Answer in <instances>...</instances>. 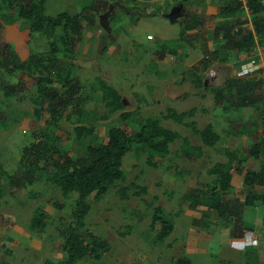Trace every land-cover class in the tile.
<instances>
[{
    "label": "rangeland",
    "instance_id": "1",
    "mask_svg": "<svg viewBox=\"0 0 264 264\" xmlns=\"http://www.w3.org/2000/svg\"><path fill=\"white\" fill-rule=\"evenodd\" d=\"M92 1L46 0L45 12L51 16L62 11L75 14ZM105 1L113 7L109 32L99 26V15L107 9L86 10L73 52L64 59L73 66L70 75L80 84L77 96L82 102L70 101L63 110L58 128H47L46 132L56 137L55 143L48 140L49 145L56 144L58 153L81 161L84 146L105 142L111 126H121L128 133L138 130L133 119L121 121L118 112L106 120L98 118L106 109L100 101V91L91 89L97 77L119 91L125 110L137 108L139 117L158 118L163 127L176 131L180 137L169 145V152L164 156L152 154L144 144L134 143L122 161L124 180L110 186L99 200L92 196L84 198L86 227L96 235L98 242H102V246H96L93 254L77 264H180L181 258L188 253L186 233L192 225L190 200H187L191 186H200L212 179L206 170L216 162H227L225 150L237 151L246 158V165L253 164V159L246 157L250 138L243 135L242 139L235 137L230 140L226 135L227 118L234 116L232 122L242 125L245 133L247 127H254L258 132L257 142L264 131V113L258 117L259 109L264 108L261 89L250 92L247 98L236 97L235 109L228 113L225 110L230 106L228 95L224 93L220 104L218 101L222 97L215 95V91L222 90L227 80L232 78L233 71L245 63L255 45L250 46L247 53L235 49L227 54L221 51V57L228 59L229 56L230 65H226L227 59L211 63L202 75L204 88H195L189 74H185L188 66L184 62L189 54L180 52L190 39L180 32L189 15L195 14L199 7L209 14L214 12L208 14L200 28L201 36H207L209 42H203L205 45L193 53L187 48L193 54L192 58L200 59L201 63L211 48L222 45L220 34L213 28L225 20H232L231 27L247 22V14L251 18V13L240 7L238 0H211L210 3L208 0H183L184 14L172 23L163 14L182 0ZM10 13L15 16L14 11ZM257 24L261 34L256 42L258 47H264V22L258 21ZM22 30L20 21L8 22L0 18V47L9 46L21 60L30 53L48 51L49 42L53 39L49 32L34 31L28 39H23ZM148 35L152 39H148ZM179 35L182 38L178 40ZM72 36L76 38V34L72 33ZM26 40L28 49L24 46ZM61 55L62 52L58 54L59 57ZM183 74L185 80H182ZM2 77L16 86L7 96L0 89V264H62L66 252L62 249L60 231L71 223V211L78 196L72 193L64 197L51 179L55 171L53 160L60 161L62 156L55 153L44 163L38 160L31 164L33 157L23 155V148L35 139L34 134L43 132L50 117V101L43 100L38 91L43 85L37 84V80L46 78L50 83L46 82L44 86L59 91L58 81L55 74L45 70L35 76L17 71L2 72ZM242 78L243 81L250 80L245 75ZM246 102L254 105H246ZM74 104L77 106L73 107ZM167 107L177 112L195 108L193 117H186L184 121H194L198 130L211 124L219 135L217 143L212 147L206 146L191 127L165 119L163 115ZM84 111L88 113L84 114ZM76 126L92 127L93 134H84L80 142L75 137ZM183 137L188 139V144L183 143ZM196 147L201 149L200 154ZM10 176L21 181L22 185L11 182ZM131 183L145 186L146 192L136 196L131 188L128 189V198L122 199L118 188ZM7 184H10L9 192L3 191ZM214 189L212 187L211 191ZM213 192L218 195V190ZM191 202L196 203V200ZM156 206L162 208L160 218L172 225V230L164 238L157 237L160 221L152 225L153 208ZM36 208L44 210L49 217L37 235L29 229ZM233 239L235 237L230 238L229 246L237 251L244 249L240 243L232 242ZM246 252L250 253L246 258L258 264L252 251ZM189 255L190 259L195 255L198 260L199 254ZM203 260L205 264H221L216 255H205ZM248 262L251 261L248 259Z\"/></svg>",
    "mask_w": 264,
    "mask_h": 264
},
{
    "label": "trees",
    "instance_id": "2",
    "mask_svg": "<svg viewBox=\"0 0 264 264\" xmlns=\"http://www.w3.org/2000/svg\"><path fill=\"white\" fill-rule=\"evenodd\" d=\"M46 0H0V18L2 20L13 22L20 21L22 38L28 39L32 32H49L53 39L49 42V49L46 53H30V55L21 60L18 54L13 51L9 46L4 45L0 47V89L3 90L4 95L11 94L16 84L9 82L2 77V72L13 73L15 71L22 72L29 76L38 75L42 71H47L56 75L60 90H50V86H44L50 80L46 78H39L37 84L43 85L41 92L43 100L50 101V117L47 120V125L43 132L34 134L35 139L23 148V155L33 157L31 164H36L38 160L42 163L48 161L55 153L62 156V160L54 161L55 171L51 179L59 187L62 195L68 197L70 194L75 193L78 199L75 201L73 210L71 211L72 221L65 228L61 229L60 235L63 239L62 249L66 252V257L62 264H77L86 256L95 252V247H101L102 242H98L96 235L88 230L85 224V215L87 213V206L84 198L92 196L94 200L101 199L110 186H113L118 181L124 180V174L121 169L124 156L130 151L134 143L144 144L152 154L164 156L169 152V145L173 143L180 134L174 130L163 127L160 119L155 117H139L138 109L132 111L125 110L121 94L117 89L109 85L102 78H96V82L91 84L92 90L100 91V101H102L105 112L98 116L99 119L106 120L113 113L118 112V118L121 121L133 119L138 125V130L134 133H128L124 128L118 125L111 126L107 131V139L98 145L87 144L83 149V158L81 161L72 160L69 156L58 153L57 145H49L48 140L55 143V136L47 133V128H58V122L63 115L64 108L70 104V101L75 100L76 104H80L82 100L77 96L80 90L78 80L70 75L72 64L65 60L69 58V54L73 52V46L76 43L77 35L81 33V22L83 13L88 9H96L103 7L108 9V3L105 0H93L89 5L82 8L81 11L75 14H69L66 11L57 13L54 16L48 15L45 12ZM247 8L251 13V22L254 31H239L236 34L231 33V21H223L214 30L222 34L224 43L221 45L220 50H211V52L202 58L200 69L195 72L191 68L185 70V74H189L190 81L195 88H204L203 74L208 69L209 65L215 61H225L226 56H220L221 51L228 53L231 50L245 51L254 46L256 39L260 37V25L258 21L264 22V3L260 0H246ZM179 3L183 4V0ZM6 5V6H5ZM239 5L240 2H239ZM3 6V8H2ZM241 7V6H240ZM15 12V16L10 13ZM130 12V10H129ZM201 18L195 15H189L183 24V35L185 29H190L198 25ZM110 22V19H109ZM100 26V25H99ZM106 32V31H105ZM76 34V38L72 36ZM177 38L178 40L180 36ZM171 43H174L171 42ZM24 46L28 49L27 40ZM62 52L61 57L58 56ZM182 80H185L183 74ZM261 89L260 81L247 80L240 81L235 78L228 79L222 90L215 91L219 97H222L218 103L224 100V93L229 98H233L239 94L240 97L247 98L250 92H255ZM235 94V95H234ZM76 104L73 105L77 106ZM246 105L250 102H246ZM79 110V107H77ZM81 111V110H80ZM87 114L88 111H84ZM195 108H190L186 111L177 112L174 108L167 107L163 115L165 119H171L175 123L184 124L192 128L193 132L197 134L202 143L206 146L212 147L219 140L218 133L214 130L211 124H207L203 129L198 130L194 121L186 123V117H193ZM264 108L259 109L258 117L263 115ZM75 137L81 142L82 136L92 135V127L76 126L74 128ZM183 143L188 144V139L183 137ZM197 153L200 154L201 149L195 148ZM227 162H216L208 170L207 174L214 176L212 184L207 190H199L192 188L188 199L189 205L192 207L203 199H210L211 206L219 217L226 218L228 214H240L243 207L252 203L254 200H259L264 203V190L262 193H257L254 189L255 186L264 187V167L259 170L247 169L244 173L242 183L247 192L244 201L241 203L237 200H225L223 194L231 188V180L233 172L231 170V162L237 159V153L231 150H225ZM247 155L253 159L264 158V140L254 142L249 146ZM22 160V159H21ZM240 161V160H239ZM236 166L235 169H237ZM11 182H17V185H22V182L10 176ZM11 184V183H10ZM10 184L5 185V192H9ZM213 191L218 190L214 195ZM133 188L132 194L139 196L146 192L145 186L137 184H130L129 186H120L118 193L122 199L128 198V189ZM213 192V193H212ZM212 196H216L213 198ZM196 200V203L191 201ZM162 208L156 206L153 208L152 225L160 221V229L157 233L158 238L166 237L172 230V225L160 218ZM48 214L41 208L34 209L30 222L29 229L34 234H39L40 230L44 227ZM187 260L181 258L180 264H186Z\"/></svg>",
    "mask_w": 264,
    "mask_h": 264
},
{
    "label": "crops",
    "instance_id": "3",
    "mask_svg": "<svg viewBox=\"0 0 264 264\" xmlns=\"http://www.w3.org/2000/svg\"><path fill=\"white\" fill-rule=\"evenodd\" d=\"M209 3L211 0H208ZM264 1V0H263ZM245 12V11H244ZM214 12L212 11L210 14L212 15ZM208 14L206 10H202L200 7L195 11L196 17L201 18V23L196 25L193 28L185 29L183 35H187L189 43L187 46L180 49V52H186L189 54L188 57L185 58V64L188 66L187 68L193 69L195 72H198L200 69L201 63L199 62L200 59L196 60L192 58L193 52L196 49H199L202 45H205L206 42H209V38L207 36H201V25L204 24V19L208 18ZM209 14V15H210ZM252 16V15H251ZM248 19L249 14H247ZM215 29V27L213 28ZM220 38L222 39V44L224 40L222 38V34H220ZM206 40V41H205ZM257 42L254 46V51L248 55L247 60L245 63L257 53ZM212 47V46H211ZM221 45L218 47L214 46L211 50H220ZM189 48L192 50V53L187 50ZM243 53H247L243 51ZM254 54V55H253ZM200 58V57H199ZM229 59V56H228ZM225 61L226 65L229 66L231 61ZM198 61V62H196ZM217 60L213 61L214 64ZM261 62V59H260ZM245 63L238 66L233 71L232 78L237 80L243 81L242 78L245 75L244 66ZM229 78V79H232ZM204 82V79H203ZM205 83V82H204ZM235 95V94H234ZM236 97H240L239 94L235 95L233 98H230L229 104L225 110L227 113L229 110L235 109L236 103L238 102ZM227 100V99H226ZM228 101V100H227ZM230 107V108H229ZM234 116H230L227 118V131L226 135L230 137V140L235 139V137L248 136L250 141L258 140V132H255L254 127L249 128L247 127L248 131L245 133L244 129H242V125H236L234 120ZM257 120V118H256ZM251 125V124H250ZM246 128V127H245ZM264 130V129H263ZM260 140H264V131L260 136ZM259 137V138H260ZM252 139V140H251ZM247 142V141H246ZM249 142V141H248ZM250 142V144H252ZM249 144V146H250ZM240 143L237 142V146L239 147ZM249 149V147H248ZM237 153V151H235ZM248 152V150H247ZM247 155V153H246ZM243 157V160L241 159ZM247 158H251L248 155ZM253 159V158H251ZM239 160L240 161L239 163ZM246 158L242 156L239 152L237 153V159L231 162V170L233 172L232 180H231V188L223 194L225 200L234 201L237 200L239 202L244 201L245 194L247 192L246 188L244 187L242 180L244 173L247 169L251 170H259L261 167H264V158L262 159H253V164L251 166L246 165L245 163ZM240 166L236 168V166ZM212 179L208 183H202L199 185H193L192 188L199 189V190H206L209 186L212 185ZM204 185V186H203ZM250 189H254L257 193H262L264 190L263 186H255ZM212 201L210 199H203L199 203H196L191 207L192 217L190 228L187 229V238H188V253H185L183 257L187 260L186 264H205L203 257L205 255H216L219 257L221 264H253L251 258H246L247 253L246 251H252V254L255 255V261L260 264H264V203L259 200H254L252 203L247 204L243 207L240 214H228L226 218L219 217L217 213L213 210L211 206ZM189 230V232H188ZM231 237L238 238L243 243V248L241 251H237V249L232 248L229 246V240ZM190 253L199 254L198 260L196 259L195 255L190 259ZM187 257V258H186ZM248 259L251 262H248ZM203 260V261H202Z\"/></svg>",
    "mask_w": 264,
    "mask_h": 264
},
{
    "label": "built area",
    "instance_id": "4",
    "mask_svg": "<svg viewBox=\"0 0 264 264\" xmlns=\"http://www.w3.org/2000/svg\"><path fill=\"white\" fill-rule=\"evenodd\" d=\"M241 4V7L246 9V11H248L250 13V11L247 8V2L246 0H238ZM254 31L253 25L251 20L247 21V22H242L240 24H237L235 26L232 27L231 29V33L232 34H236L239 31ZM148 39H152L151 35L147 36ZM257 48V53L252 56L246 63L244 66V72H245V76H248L249 79H253V80H258L260 81L261 84V91H262V95L264 97V47H258V45L256 46ZM261 59V62H260ZM232 242H237L238 244L240 243L242 248H243V243L244 241L235 238L232 240Z\"/></svg>",
    "mask_w": 264,
    "mask_h": 264
},
{
    "label": "water",
    "instance_id": "5",
    "mask_svg": "<svg viewBox=\"0 0 264 264\" xmlns=\"http://www.w3.org/2000/svg\"><path fill=\"white\" fill-rule=\"evenodd\" d=\"M113 7L110 4L108 6V9L104 11L102 14L99 15V25L100 27L106 31L109 32L110 26H109V18L112 14ZM184 14V8L182 3H178L171 7V9L163 14V17L167 18L170 22H176L180 17H182Z\"/></svg>",
    "mask_w": 264,
    "mask_h": 264
}]
</instances>
